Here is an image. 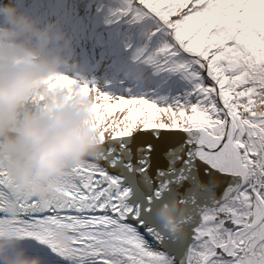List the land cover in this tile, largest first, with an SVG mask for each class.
<instances>
[{"label":"snow or ice","instance_id":"1","mask_svg":"<svg viewBox=\"0 0 264 264\" xmlns=\"http://www.w3.org/2000/svg\"><path fill=\"white\" fill-rule=\"evenodd\" d=\"M117 13L150 18L161 44L137 58L183 72L193 88L158 104L51 77L48 88L93 93L107 142L48 205L24 197L11 206L15 175L0 156V235L15 233L45 264H264V0H128ZM173 195L187 206L180 232L156 215ZM64 225L70 243L58 238Z\"/></svg>","mask_w":264,"mask_h":264},{"label":"clouds","instance_id":"2","mask_svg":"<svg viewBox=\"0 0 264 264\" xmlns=\"http://www.w3.org/2000/svg\"><path fill=\"white\" fill-rule=\"evenodd\" d=\"M0 7V156L15 175L11 206L24 197L48 205L59 196L75 164L103 151L107 136L101 139L93 95L47 87L51 77L62 73L64 60L52 44L51 30L20 13L14 0ZM37 94L44 100L32 103ZM257 110L264 112V106L257 105ZM186 214L179 195L156 209L168 231H182ZM57 234L66 243L75 239L67 225ZM0 264H45V258L30 251L21 237L6 232L0 235Z\"/></svg>","mask_w":264,"mask_h":264},{"label":"rangeland","instance_id":"3","mask_svg":"<svg viewBox=\"0 0 264 264\" xmlns=\"http://www.w3.org/2000/svg\"><path fill=\"white\" fill-rule=\"evenodd\" d=\"M7 2L0 0V6ZM127 3L128 0H14L20 13L54 34L52 44L64 57L60 65L63 74L95 83L115 96L143 95L158 104L183 100L193 88V82L183 72L157 71L154 65L137 58L138 50L159 47L161 38L152 35L154 22L150 18L136 20L119 15L117 19V10ZM2 13L0 7V22ZM89 94L93 95L91 91ZM108 103L114 104L116 99L112 97ZM127 111L117 109L113 115L120 119ZM168 115L161 113L157 118L167 121Z\"/></svg>","mask_w":264,"mask_h":264},{"label":"bare ground","instance_id":"4","mask_svg":"<svg viewBox=\"0 0 264 264\" xmlns=\"http://www.w3.org/2000/svg\"><path fill=\"white\" fill-rule=\"evenodd\" d=\"M131 63V62H130ZM103 164V162H101ZM124 183L128 186V187H132V184L129 183L128 181V177H125L124 178ZM136 193H135V190H133V197H135Z\"/></svg>","mask_w":264,"mask_h":264},{"label":"trees","instance_id":"5","mask_svg":"<svg viewBox=\"0 0 264 264\" xmlns=\"http://www.w3.org/2000/svg\"><path fill=\"white\" fill-rule=\"evenodd\" d=\"M53 4H54L55 6H57V3H56V2H55V3L53 2Z\"/></svg>","mask_w":264,"mask_h":264},{"label":"water","instance_id":"6","mask_svg":"<svg viewBox=\"0 0 264 264\" xmlns=\"http://www.w3.org/2000/svg\"><path fill=\"white\" fill-rule=\"evenodd\" d=\"M130 183V182H129Z\"/></svg>","mask_w":264,"mask_h":264}]
</instances>
